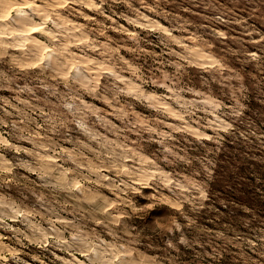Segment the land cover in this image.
I'll list each match as a JSON object with an SVG mask.
<instances>
[{"label": "rangeland", "instance_id": "1", "mask_svg": "<svg viewBox=\"0 0 264 264\" xmlns=\"http://www.w3.org/2000/svg\"><path fill=\"white\" fill-rule=\"evenodd\" d=\"M50 1L40 44L0 27V264L86 261L70 169L143 264H264V0Z\"/></svg>", "mask_w": 264, "mask_h": 264}, {"label": "clouds", "instance_id": "2", "mask_svg": "<svg viewBox=\"0 0 264 264\" xmlns=\"http://www.w3.org/2000/svg\"><path fill=\"white\" fill-rule=\"evenodd\" d=\"M69 172L72 174L68 175ZM63 178L65 182L62 187L72 201L70 210L73 219L65 221L63 227L53 226L52 238L56 246L83 252L87 259L80 264H143L132 256L130 249L122 247L118 242H110L103 236L107 232L116 237L117 230L113 225L121 223L113 218L111 212L106 211L111 201L95 186L103 184V173L98 171L91 184L88 183L89 176L76 169L64 170ZM135 191L142 194L141 189ZM59 207L63 210L62 204ZM8 208L7 204L0 203V218L6 220L15 211L14 208L8 211ZM49 211L53 210L50 208ZM122 214L127 215L126 212ZM36 232L33 233V242L48 239V234L42 229L36 228ZM65 264L70 262L65 261Z\"/></svg>", "mask_w": 264, "mask_h": 264}, {"label": "bare ground", "instance_id": "3", "mask_svg": "<svg viewBox=\"0 0 264 264\" xmlns=\"http://www.w3.org/2000/svg\"><path fill=\"white\" fill-rule=\"evenodd\" d=\"M37 0H0V27H6L9 25V28H15L13 30H15L19 37H16L15 39L13 38L12 40L15 42H22V43H27L28 45L31 43L37 44V43H41L40 40L38 41V39L36 38V35L39 33V29L40 28H44L43 26L40 25V23H37L32 15L30 14H37V12H39L40 6L41 5H37L36 3ZM41 1V0H40ZM48 0H45V2ZM52 1V0H51ZM50 1V2H51ZM61 1V0H60ZM64 3V0L61 1ZM60 2V4H61ZM70 2V1H69ZM68 2V3H69ZM43 4V2H42ZM46 4V5H45ZM45 6H54L56 5L55 2L49 3L46 2L44 3ZM48 8V7H47ZM50 8V7H49ZM27 10H31V13H28ZM15 12V17H14V22L15 23H11V22H5V21H9L11 16V12ZM45 11V9H44ZM44 11H42L44 14ZM46 12V11H45ZM39 14V13H38ZM46 14V13H45ZM41 15V14H40ZM35 17V16H34ZM38 17V16H37ZM41 18V17H40ZM39 19V17H38ZM45 19V18H44ZM40 20V19H39ZM71 22V21H70ZM69 23V22H68ZM44 24V23H43ZM42 24V25H43ZM70 24V23H69ZM68 24V25H69ZM56 26V25H55ZM72 26V25H71ZM8 28V27H7ZM12 30V31H13ZM43 34V33H42ZM17 35V36H18ZM18 42V44H19ZM13 43V42H12ZM21 43V44H22ZM14 44V43H13ZM11 44V45H13ZM15 45H17L15 43ZM19 46V45H18ZM13 47V46H12ZM48 48V47H46ZM17 49V48H16ZM46 51V50H44ZM49 51V50H48ZM47 51V52H48ZM49 54V53H48ZM47 54V55H48ZM51 158V157H50ZM50 158L47 159L50 161ZM52 159V158H51ZM46 160V161H47ZM52 161V160H51ZM45 162V161H44ZM51 164V163H50Z\"/></svg>", "mask_w": 264, "mask_h": 264}]
</instances>
